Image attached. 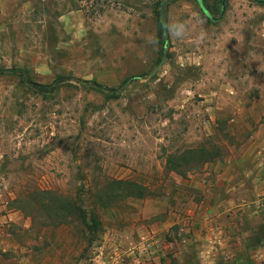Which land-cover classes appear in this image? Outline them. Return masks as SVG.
Listing matches in <instances>:
<instances>
[{
    "label": "rangeland",
    "instance_id": "obj_1",
    "mask_svg": "<svg viewBox=\"0 0 264 264\" xmlns=\"http://www.w3.org/2000/svg\"><path fill=\"white\" fill-rule=\"evenodd\" d=\"M166 1L0 0V70L27 77L0 75V264H264V4L227 0L220 18L223 0H203L214 21L199 0ZM202 147L212 160L168 169ZM108 179L149 196L97 207L90 239L75 219L8 209L82 183L94 203ZM232 202L235 219L208 213ZM224 219L239 227L230 252L200 232Z\"/></svg>",
    "mask_w": 264,
    "mask_h": 264
},
{
    "label": "trees",
    "instance_id": "obj_2",
    "mask_svg": "<svg viewBox=\"0 0 264 264\" xmlns=\"http://www.w3.org/2000/svg\"><path fill=\"white\" fill-rule=\"evenodd\" d=\"M204 3V2H203ZM164 4L161 6L163 7ZM160 15V12H159ZM161 31L166 38V29L160 20ZM166 39H164L165 41ZM14 74L19 75L23 79H27L24 71L19 68L1 69L0 75ZM65 83L63 77H59L52 85H40L42 94H52L61 88ZM103 89L102 85H97ZM35 83H30V88L34 89ZM50 88V89H49ZM110 89H106L108 91ZM210 152L205 147L193 150H186L179 156L170 155L167 167L170 171L177 174H184L193 168H198L202 164L209 162ZM193 162H197L193 165ZM86 185H82L77 190L76 196H67L52 189H41L34 187L29 191H23L17 197L10 201L8 209L12 211H21L27 216H31L34 220L42 221L45 225H54L56 227L69 225L74 219L82 226L86 236L90 239L96 233L102 231L103 221L101 220L98 209H106L113 206L114 203H121L128 198L143 199L149 196L147 186L130 181V180H105L101 186H97L94 192V203L85 194ZM93 190V189H92ZM93 192V191H92Z\"/></svg>",
    "mask_w": 264,
    "mask_h": 264
},
{
    "label": "crops",
    "instance_id": "obj_3",
    "mask_svg": "<svg viewBox=\"0 0 264 264\" xmlns=\"http://www.w3.org/2000/svg\"><path fill=\"white\" fill-rule=\"evenodd\" d=\"M232 189L234 188H230L229 191H231ZM229 206H232V209L234 208L233 218L235 219L237 217V212L239 208H237V206H235L233 202L229 203V205L225 204L224 206H223V203H221L218 205V207H221L222 209L221 208L215 209L214 207H212L208 211V213L213 214L216 211L219 212L220 210H224L225 212H227L226 209H228ZM224 220H225L224 223L220 225H215V226L212 225L211 222L208 224L204 223L202 227L200 228V232H203L204 234H206L207 238H211V236L214 233H216L218 241L221 245V248H224V249L226 248L225 251L230 252L231 247H235V250L237 249L236 237H237V234L239 233V227L236 224V222L227 221L226 219Z\"/></svg>",
    "mask_w": 264,
    "mask_h": 264
},
{
    "label": "water",
    "instance_id": "obj_4",
    "mask_svg": "<svg viewBox=\"0 0 264 264\" xmlns=\"http://www.w3.org/2000/svg\"><path fill=\"white\" fill-rule=\"evenodd\" d=\"M171 0H167L165 3L170 2ZM258 3H262L264 4V0H255ZM199 3L201 5V7L203 8V10L205 11V13L208 15V17L214 21L219 20L220 18H222V16L224 15L225 11H226V5H227V0H223L222 5H223V9H222V13H221V17L219 19L214 18L209 12L208 10H206L203 0H199ZM161 15H163V11H161Z\"/></svg>",
    "mask_w": 264,
    "mask_h": 264
}]
</instances>
